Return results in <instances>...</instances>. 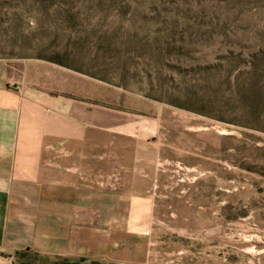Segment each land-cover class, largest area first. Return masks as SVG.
<instances>
[{
	"label": "rangeland",
	"instance_id": "rangeland-1",
	"mask_svg": "<svg viewBox=\"0 0 264 264\" xmlns=\"http://www.w3.org/2000/svg\"><path fill=\"white\" fill-rule=\"evenodd\" d=\"M33 65L86 77L125 131L91 254L18 264H264V0H0V82Z\"/></svg>",
	"mask_w": 264,
	"mask_h": 264
},
{
	"label": "crops",
	"instance_id": "crops-1",
	"mask_svg": "<svg viewBox=\"0 0 264 264\" xmlns=\"http://www.w3.org/2000/svg\"><path fill=\"white\" fill-rule=\"evenodd\" d=\"M36 66L0 82V264L25 251L91 254L92 182L106 174L110 135L125 131L123 113L93 104L86 77Z\"/></svg>",
	"mask_w": 264,
	"mask_h": 264
},
{
	"label": "trees",
	"instance_id": "trees-1",
	"mask_svg": "<svg viewBox=\"0 0 264 264\" xmlns=\"http://www.w3.org/2000/svg\"><path fill=\"white\" fill-rule=\"evenodd\" d=\"M27 252H29V251H25V252H17V253H15V254H16V256H21V255H23V254H25V253H27ZM19 264H23V263H19Z\"/></svg>",
	"mask_w": 264,
	"mask_h": 264
}]
</instances>
